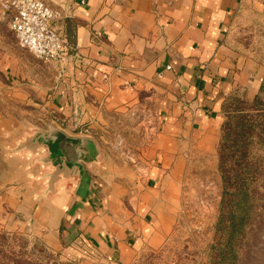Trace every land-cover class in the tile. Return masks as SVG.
I'll return each instance as SVG.
<instances>
[{"label":"crops","instance_id":"obj_1","mask_svg":"<svg viewBox=\"0 0 264 264\" xmlns=\"http://www.w3.org/2000/svg\"><path fill=\"white\" fill-rule=\"evenodd\" d=\"M44 1L63 15L51 25L65 41L66 67L52 82L25 81L13 34L0 22L4 101L47 107L50 123L87 129L142 103L155 111L158 142L145 188L124 199L94 136L23 126L32 122L0 104V230L37 237L52 252L82 248L103 264H131L173 229L190 145H208L222 103L235 93L253 97L263 81V68L226 40L233 22L264 10V0ZM61 141L75 146L76 162L65 159Z\"/></svg>","mask_w":264,"mask_h":264},{"label":"rangeland","instance_id":"obj_2","mask_svg":"<svg viewBox=\"0 0 264 264\" xmlns=\"http://www.w3.org/2000/svg\"><path fill=\"white\" fill-rule=\"evenodd\" d=\"M226 44L252 67L261 66L264 70V10L242 13L228 30ZM10 46L19 67L26 69L23 74L25 81L36 78L39 82L54 81L50 75L55 73V69L20 49L14 36ZM252 99L253 97L248 96L245 100L250 102ZM261 101L263 109L256 111L251 108V111H247L248 114L264 113V89ZM0 104H7L9 112L22 115L23 120L32 122L23 126L48 131H60V128L71 135H87L88 132L94 136L107 166L112 171L108 175L126 192L124 199L133 198L134 193H140L145 188L146 183L142 181L146 176L147 165L153 161L159 134V122L154 119L155 111L149 105L140 103L133 109L113 111L108 116V122H98L87 129V123H67L65 120L50 123L53 113H50L49 108L4 101L3 93L0 94ZM223 123L224 119L208 145L206 141H198L189 147L179 187L172 202L175 223L171 233L159 246L141 249L131 264H210L207 252L208 246L214 243L213 225L221 193L218 150L223 135ZM255 150L256 148L253 152ZM256 151L261 156L252 180L256 181V187L261 188L264 186V148H257ZM248 239L245 249L249 250V258L243 264H264V195L258 201L256 217ZM42 244L37 237L21 231L0 230V264H13L18 258L29 264H103L82 248L74 252L50 250L46 251L47 254L40 255Z\"/></svg>","mask_w":264,"mask_h":264},{"label":"trees","instance_id":"obj_3","mask_svg":"<svg viewBox=\"0 0 264 264\" xmlns=\"http://www.w3.org/2000/svg\"><path fill=\"white\" fill-rule=\"evenodd\" d=\"M263 89L262 81L252 101H246L242 93H235L221 105L224 116L218 150L221 193L213 225L214 243L208 246L207 252L210 264H243L249 258V250L245 248L258 201L264 195L259 193H264V186L256 187V181L252 180L261 156L256 150L264 148V113L248 114L247 111L263 109ZM46 251L50 252L42 244L38 253L47 254ZM13 264L29 263L18 258Z\"/></svg>","mask_w":264,"mask_h":264},{"label":"built area","instance_id":"obj_4","mask_svg":"<svg viewBox=\"0 0 264 264\" xmlns=\"http://www.w3.org/2000/svg\"><path fill=\"white\" fill-rule=\"evenodd\" d=\"M63 15L44 0H0V22L6 24L17 46L56 71L64 69L65 41L51 23Z\"/></svg>","mask_w":264,"mask_h":264},{"label":"water","instance_id":"obj_5","mask_svg":"<svg viewBox=\"0 0 264 264\" xmlns=\"http://www.w3.org/2000/svg\"><path fill=\"white\" fill-rule=\"evenodd\" d=\"M52 136L56 138L54 133L52 134ZM59 148L64 154V157L67 161L73 163L77 161V153L74 145L67 143L66 141H61L59 143Z\"/></svg>","mask_w":264,"mask_h":264}]
</instances>
